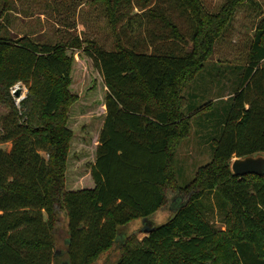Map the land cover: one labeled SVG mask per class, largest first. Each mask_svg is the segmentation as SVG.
Wrapping results in <instances>:
<instances>
[{"label":"trees","instance_id":"trees-1","mask_svg":"<svg viewBox=\"0 0 264 264\" xmlns=\"http://www.w3.org/2000/svg\"><path fill=\"white\" fill-rule=\"evenodd\" d=\"M161 1L91 0L104 8L113 48L95 39L85 45L79 37L51 44L0 35V101L9 108L1 118L0 141L12 142L10 150L0 146V264H53L61 211L68 218V264H109L102 259L116 246L114 264H264V175L239 176L231 168L233 157L264 152L262 10L247 61L235 68L241 70L239 83L223 109L212 160L177 187L184 201L164 223L143 238L132 232L119 245L121 227L150 219L167 203L166 188L175 180L174 147L212 104L196 109L199 96L191 103L184 89L249 0H227L217 12L203 0H172L166 9ZM135 7L165 32L152 29L142 42L127 44L123 34L129 27L134 33ZM174 7L188 19L187 33L173 20ZM188 39L192 50L186 49ZM69 48L91 59L106 88L94 159L73 174L69 117L80 94L72 85L75 77L86 79L87 69L79 61L75 72L76 53ZM19 82L28 93L16 102L12 90ZM213 203L224 229L210 220Z\"/></svg>","mask_w":264,"mask_h":264},{"label":"rangeland","instance_id":"rangeland-1","mask_svg":"<svg viewBox=\"0 0 264 264\" xmlns=\"http://www.w3.org/2000/svg\"><path fill=\"white\" fill-rule=\"evenodd\" d=\"M203 1L211 12H217L227 2V0ZM172 2V0H162L158 4L166 9ZM261 10L264 11V0H249L238 7L233 20L218 39L203 71L184 89V94L191 103L193 98H197L193 96H199L194 100L196 109H198L197 106L207 101L212 102L207 106L210 109L207 114H197L194 117L189 134L174 147L171 167L175 180H171L166 188L167 203L150 219H147L151 223L137 218L121 227L118 233L119 245L124 244L132 232H136L137 237L143 238L147 234L146 228L164 223L184 201L178 197L177 187H185L193 180L198 168L212 160L214 141L221 135L223 109L230 102L231 96L229 95L234 92L239 83L238 75L241 70L235 68L243 66L247 61L249 42ZM170 11L173 20L184 33H187L190 29L187 17L180 16V11L176 7ZM130 14L134 15V33H131L132 30L129 27L128 35L123 34L127 44L137 42L136 40L142 42L144 36L152 29L158 34L165 32L161 23L156 25L155 21L145 16L139 7L132 9ZM123 23L126 24L127 21H123L119 26ZM0 35L12 38L28 35L35 41L51 44H69L79 37L84 40L85 45L87 40L95 39L108 48L114 47L115 40L103 6L100 3H91V0H10L8 5L4 0H0ZM170 42L165 41L163 44L169 45ZM138 46L144 50L152 49L147 45ZM192 48V43L188 39L186 49L192 50ZM77 52L78 49L69 48V53H76L75 72L80 71L81 67L77 68V62L81 61L78 66L85 65L87 75L83 80L75 77L72 85V90L80 94V100L73 105L69 117V125L74 131L70 153V174L84 171L94 159L98 135L105 114L103 101L106 88L102 78L96 73L91 59L84 52L80 54ZM188 76L189 74L187 78ZM18 87L21 88V96H14L16 102L28 93V87L24 82L17 83L14 90ZM8 110L9 108L0 101V122ZM0 146L10 150L12 142L0 141ZM258 154L264 156V152L255 155ZM235 158L233 157L232 161ZM213 204L214 210L212 216L209 215L210 220L219 228L224 229L222 213L216 204ZM55 231L54 253L56 256L53 264H68L65 250L69 235L68 218L65 211L60 212ZM118 249L119 246H116L102 260L114 264L118 259Z\"/></svg>","mask_w":264,"mask_h":264},{"label":"water","instance_id":"water-1","mask_svg":"<svg viewBox=\"0 0 264 264\" xmlns=\"http://www.w3.org/2000/svg\"><path fill=\"white\" fill-rule=\"evenodd\" d=\"M15 97L21 96V88L18 87L13 92ZM234 174L244 176L247 174L255 173L258 175H264V156L261 154L247 155L245 157H236L231 164ZM146 219V218H145ZM155 226H151L145 229L146 233L151 232Z\"/></svg>","mask_w":264,"mask_h":264},{"label":"crops","instance_id":"crops-1","mask_svg":"<svg viewBox=\"0 0 264 264\" xmlns=\"http://www.w3.org/2000/svg\"><path fill=\"white\" fill-rule=\"evenodd\" d=\"M233 94H234V93H231L229 96H233ZM143 221L145 222V221H148V220H147V219H144Z\"/></svg>","mask_w":264,"mask_h":264},{"label":"built area","instance_id":"built-area-1","mask_svg":"<svg viewBox=\"0 0 264 264\" xmlns=\"http://www.w3.org/2000/svg\"><path fill=\"white\" fill-rule=\"evenodd\" d=\"M15 90H14V88H13V90H12V92H14Z\"/></svg>","mask_w":264,"mask_h":264},{"label":"flooded vegetation","instance_id":"flooded-vegetation-1","mask_svg":"<svg viewBox=\"0 0 264 264\" xmlns=\"http://www.w3.org/2000/svg\"><path fill=\"white\" fill-rule=\"evenodd\" d=\"M148 223H151V221L148 220Z\"/></svg>","mask_w":264,"mask_h":264}]
</instances>
